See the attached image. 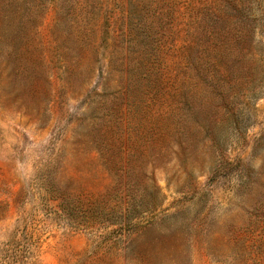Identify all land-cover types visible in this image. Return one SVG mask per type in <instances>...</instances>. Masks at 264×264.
I'll list each match as a JSON object with an SVG mask.
<instances>
[{
    "label": "rangeland",
    "instance_id": "374dc122",
    "mask_svg": "<svg viewBox=\"0 0 264 264\" xmlns=\"http://www.w3.org/2000/svg\"><path fill=\"white\" fill-rule=\"evenodd\" d=\"M0 264H264V0H0Z\"/></svg>",
    "mask_w": 264,
    "mask_h": 264
}]
</instances>
